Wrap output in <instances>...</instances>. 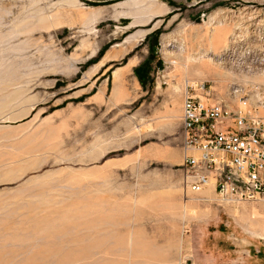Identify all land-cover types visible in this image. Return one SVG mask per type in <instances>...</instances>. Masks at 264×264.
<instances>
[{
  "label": "rangeland",
  "instance_id": "obj_1",
  "mask_svg": "<svg viewBox=\"0 0 264 264\" xmlns=\"http://www.w3.org/2000/svg\"><path fill=\"white\" fill-rule=\"evenodd\" d=\"M192 79L259 104L264 0H0V264H264L255 205L181 186Z\"/></svg>",
  "mask_w": 264,
  "mask_h": 264
},
{
  "label": "built area",
  "instance_id": "obj_2",
  "mask_svg": "<svg viewBox=\"0 0 264 264\" xmlns=\"http://www.w3.org/2000/svg\"><path fill=\"white\" fill-rule=\"evenodd\" d=\"M257 93L259 104L246 95L231 110L227 105L233 104L218 98L212 84L186 81L180 162L185 192L199 193L212 181L218 201L251 203L264 214V87Z\"/></svg>",
  "mask_w": 264,
  "mask_h": 264
},
{
  "label": "bare ground",
  "instance_id": "obj_3",
  "mask_svg": "<svg viewBox=\"0 0 264 264\" xmlns=\"http://www.w3.org/2000/svg\"><path fill=\"white\" fill-rule=\"evenodd\" d=\"M139 34H141L142 32H138ZM223 32L221 31V30H218V31H216V33L215 34H213L214 36H215V40L216 41H218V40H221V37H223ZM115 45H117V44H115ZM260 50V49H259ZM118 54V51L116 52V51H107L106 52V54H105V56H104V59H111V58H113V57H115L116 55ZM252 57H253V59L252 60H250L249 62H246V58H245V56H241V55H239V54H234L233 53V51H232V53H228V56H225L224 58H221V60H219L220 61V63H227V62H224L226 59H228L229 61H231L233 64H236V65H243L244 63H245V66H246V64H248L247 65V67L246 68H249V67H253V63H255V62H259V61H262L263 60V58L262 57H260L259 55H255V54H253L252 55ZM133 59H131L130 60V63H133ZM258 64V63H257ZM261 64H263V63H261ZM235 65V66H236ZM132 66V65H131ZM208 185V184H207Z\"/></svg>",
  "mask_w": 264,
  "mask_h": 264
},
{
  "label": "trees",
  "instance_id": "obj_4",
  "mask_svg": "<svg viewBox=\"0 0 264 264\" xmlns=\"http://www.w3.org/2000/svg\"><path fill=\"white\" fill-rule=\"evenodd\" d=\"M103 52V49H101L98 53V55H100L101 53ZM134 72L136 73L139 81L141 84H144L145 80H146V77L148 76V74L150 73V67L149 65H145L143 66L142 64H139L137 66H135L133 68Z\"/></svg>",
  "mask_w": 264,
  "mask_h": 264
}]
</instances>
